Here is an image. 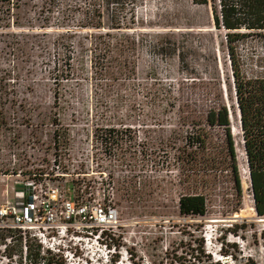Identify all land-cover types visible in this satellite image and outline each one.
<instances>
[{"label": "rangeland", "instance_id": "1", "mask_svg": "<svg viewBox=\"0 0 264 264\" xmlns=\"http://www.w3.org/2000/svg\"><path fill=\"white\" fill-rule=\"evenodd\" d=\"M207 1L136 0L102 13L97 29L86 14L90 0H60L50 12L46 0H24L18 26L13 17L0 27V198L6 190L12 197L20 173L57 172L70 188L113 198L119 210L112 254L65 238L44 260L72 264L69 250L73 264H264V220L250 211L238 120L230 129L240 194L225 131L207 123L211 109L234 102L226 31ZM238 51L247 73H264L256 65L262 39L250 37ZM69 60L74 76H55ZM213 156L218 170L206 166ZM187 195L205 196V216L180 213ZM8 253L17 255L9 264L28 263L19 244Z\"/></svg>", "mask_w": 264, "mask_h": 264}, {"label": "trees", "instance_id": "2", "mask_svg": "<svg viewBox=\"0 0 264 264\" xmlns=\"http://www.w3.org/2000/svg\"><path fill=\"white\" fill-rule=\"evenodd\" d=\"M24 0H0V27L8 28L9 23L15 17ZM60 0H46L47 12H50ZM100 1H103L101 10ZM213 21L217 29L226 31L225 47L231 68L232 93L234 102L225 106L220 104L211 109L207 115V123L210 127H221L225 131V145L230 159L229 171L233 176L236 191L241 193V179L236 162V147L231 133L233 118L238 120L241 130L242 149L245 154L247 168L249 170V185L254 199L257 215L264 219V73L250 75L243 68V60L238 51V45L246 39L256 37L264 43V0H210ZM136 0H90V10L86 14L90 17L89 25L100 29L102 27V13L109 14L110 10L123 7L125 4L135 6ZM203 3L208 4L207 0ZM133 10V9H132ZM18 17V15H17ZM17 17L16 23L17 25ZM87 17V15H86ZM112 21V20H110ZM121 23L112 24L113 29H120ZM4 24V25H2ZM109 44L106 46L109 49ZM105 48V46H104ZM104 49V51L107 49ZM105 53V52H104ZM97 53L94 52V56ZM256 65L264 67V57L259 58ZM70 60L62 63L58 69L55 67L57 77L68 79L74 76ZM232 100V97H231ZM190 139H192L190 137ZM199 147L204 148L205 139L196 137ZM222 161L217 156L208 158L207 167L211 170L221 168ZM254 207V205H253ZM179 211L184 216H205L207 213L206 198L204 195L182 196L179 200ZM198 249L200 254H205L204 240ZM29 253L27 259L32 264H38L41 260L44 264H63L56 259L44 260L40 251L35 255Z\"/></svg>", "mask_w": 264, "mask_h": 264}, {"label": "built area", "instance_id": "3", "mask_svg": "<svg viewBox=\"0 0 264 264\" xmlns=\"http://www.w3.org/2000/svg\"><path fill=\"white\" fill-rule=\"evenodd\" d=\"M56 161L54 159V166L58 167ZM47 176L37 173L22 176L20 173L11 188L12 197L9 198V190L5 191V196L2 194L0 264L1 261L9 264L17 258V255L8 253L15 244L20 245L26 261L31 243H36L41 249H38L40 255H44L53 250L52 246L57 241L58 251L61 252L64 249L61 241L65 238L82 245H95L104 249L107 256L112 254L115 246L112 249L109 245L120 226L119 210L113 198L86 193L84 187L70 188L57 172L54 178ZM109 240L111 244L108 245ZM64 252L69 263L73 264L76 255L69 250ZM107 256L104 262H107ZM25 264L32 263L28 261Z\"/></svg>", "mask_w": 264, "mask_h": 264}, {"label": "bare ground", "instance_id": "4", "mask_svg": "<svg viewBox=\"0 0 264 264\" xmlns=\"http://www.w3.org/2000/svg\"><path fill=\"white\" fill-rule=\"evenodd\" d=\"M238 128H239V127H238ZM233 133H234V134L237 133L236 128H233ZM238 133H239V131H238ZM241 174H242V175H246V177H247L246 179L249 180V171H248V168H245V170L242 171ZM250 211H253L254 213H256L254 207H253V208H250ZM263 220H264V219H259V221H263Z\"/></svg>", "mask_w": 264, "mask_h": 264}, {"label": "water", "instance_id": "5", "mask_svg": "<svg viewBox=\"0 0 264 264\" xmlns=\"http://www.w3.org/2000/svg\"><path fill=\"white\" fill-rule=\"evenodd\" d=\"M249 171V170H248ZM253 197V196H252ZM253 203H254V199H253ZM254 208H255V204H254ZM256 216L258 217V219H261L258 215H257V212H256Z\"/></svg>", "mask_w": 264, "mask_h": 264}]
</instances>
